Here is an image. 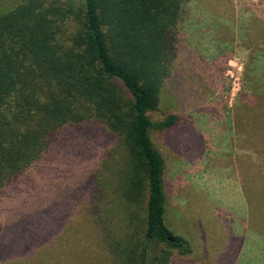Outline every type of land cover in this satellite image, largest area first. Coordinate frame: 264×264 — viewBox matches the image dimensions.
Masks as SVG:
<instances>
[{"label":"rangeland","instance_id":"1","mask_svg":"<svg viewBox=\"0 0 264 264\" xmlns=\"http://www.w3.org/2000/svg\"><path fill=\"white\" fill-rule=\"evenodd\" d=\"M159 99L152 122L177 116L172 127L149 132L164 163L163 220L188 247L156 250L167 264H264V0H188ZM128 171L123 140L105 124L63 126L0 189V264H119L98 240L103 219L89 217V191L105 207L101 196ZM8 202L33 203L44 230L11 232L20 222L7 215ZM57 217L62 224L51 229Z\"/></svg>","mask_w":264,"mask_h":264},{"label":"trees","instance_id":"2","mask_svg":"<svg viewBox=\"0 0 264 264\" xmlns=\"http://www.w3.org/2000/svg\"><path fill=\"white\" fill-rule=\"evenodd\" d=\"M187 1L0 0V189L38 160L63 126L105 124L128 152L121 185L139 204L147 193L142 223L107 244L119 264H167L157 245L188 247L164 224V163L149 136L177 116H148L170 76Z\"/></svg>","mask_w":264,"mask_h":264},{"label":"crops","instance_id":"3","mask_svg":"<svg viewBox=\"0 0 264 264\" xmlns=\"http://www.w3.org/2000/svg\"><path fill=\"white\" fill-rule=\"evenodd\" d=\"M94 187L92 186V190L89 191V217H93V219L102 217V224L103 226L100 228L99 225L98 231L100 232V237H98V240L102 242L104 248L108 249L106 246V239L109 241L119 239L117 236V233H126L128 228H130V232L132 231V228L139 223H142L144 220V217L146 215V198L147 193L145 192V200L143 199L141 204L137 201V199H133L131 197V194H133V191L130 190V187H126V185H118L115 186V189L111 188V194L109 195H102L101 197L104 198V201H107V205L104 207H98L100 202L95 201L94 196ZM98 193V191H97ZM105 202H103L104 204ZM36 207L33 206V203L31 202H8L6 204V209H9L10 211L7 212V215L12 218V220L15 219L20 222L19 226H14L13 224L10 225L11 232L13 233H21L25 234L27 232V225H41L42 231L45 227L46 219L44 218L45 215L39 212L38 215L31 213L33 209ZM101 211L100 214L98 211ZM98 214V215H97ZM100 215V216H99ZM98 216V217H97ZM19 220H25L26 222H21ZM70 223L76 226L79 224V218L77 217H71ZM118 220V221H117ZM29 221H35L29 223ZM54 223H48V225L54 229L55 227H59L62 224L63 218L57 217L54 219ZM59 224L57 226H54L55 223ZM40 232V231H39ZM108 255L113 257V255L110 253V249L107 250Z\"/></svg>","mask_w":264,"mask_h":264},{"label":"water","instance_id":"4","mask_svg":"<svg viewBox=\"0 0 264 264\" xmlns=\"http://www.w3.org/2000/svg\"><path fill=\"white\" fill-rule=\"evenodd\" d=\"M168 241H169V242H173L174 239H173V238H168Z\"/></svg>","mask_w":264,"mask_h":264}]
</instances>
